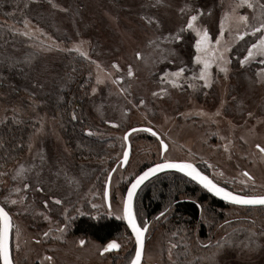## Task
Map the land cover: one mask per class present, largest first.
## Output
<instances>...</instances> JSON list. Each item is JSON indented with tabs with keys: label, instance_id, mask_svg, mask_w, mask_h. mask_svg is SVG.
<instances>
[{
	"label": "rangeland",
	"instance_id": "374dc122",
	"mask_svg": "<svg viewBox=\"0 0 264 264\" xmlns=\"http://www.w3.org/2000/svg\"><path fill=\"white\" fill-rule=\"evenodd\" d=\"M53 3L57 7H51L49 15L51 16V29L54 33H47L39 24L28 21L33 37L24 36L27 45L40 53V61L32 85L37 95L34 93L35 97L28 96L25 101L24 97L12 100L7 96L8 94L0 93V119L18 113L24 118L38 121V126L31 134L27 149L19 159L5 169L8 176L4 177V183L0 184L1 202H4L3 198L8 194L10 187L22 188L24 182L30 184L29 189L22 190L19 194L13 193L11 197L18 199L19 195L25 196L24 204L6 206L11 209L10 214L14 225L10 232L9 242L16 264H49L48 261L43 260L45 256L53 257L51 264H109L113 257L121 256L124 253L121 251L112 255V252L100 256L97 247L105 245L108 241L97 243L95 240L85 239L86 244L81 247L77 243L79 238L73 234H67L64 243L60 244L61 246L49 248L46 245V238L42 235V229L45 224L51 223V219L45 220L38 213L44 212L47 215V209L52 208L53 198L60 199L62 204L64 202L66 207L62 209L64 211L66 208L69 212L71 209L69 203L73 201L70 200L71 197L80 196L81 193L87 194V198L92 195L96 197L95 199L99 197L98 189L94 188L91 183L93 176L90 178V172L84 173L73 165L70 150L65 146L61 134H59L56 115L49 106L48 97L55 88L53 81L65 66L64 60L60 56L61 51L79 47L90 57L87 60L94 76L93 86L97 87V92L95 94L90 92L91 98L86 110L90 122L99 127L96 131L98 135L102 137L117 136L123 140L126 131L133 126L153 127L156 132L159 131L168 144V149L162 154V159L191 162L199 159L198 162H203L210 173H216L221 181L225 182L226 178L233 177L243 185H250L252 189L254 187L256 193L264 192V155L256 151L254 147L255 144L264 146V124L258 125L256 131H240L234 146L235 141L232 138L238 133V131L233 133L236 128L228 125L222 115L214 117L217 123L226 122V130L223 128L224 136L232 141L230 148L239 150L245 162L229 159L228 156L222 154L217 156L215 155L217 152L215 145L206 146L203 144L206 135L210 137V134H206L205 131L208 119L195 115L197 110L204 112L209 110L214 113L220 109V104L210 110L209 104L205 103L207 95L205 89L201 87L202 81H196V90L187 88L186 84L181 89H174L168 85V94L162 98L151 95L153 91L158 90V87H165L159 83V76L164 71H174L180 66L181 60L189 67L195 68L191 64V58L194 55L192 48L194 34L185 32L180 43L168 46L175 48L178 53L177 57H173L176 60V63L173 64L163 60L162 54L158 50L147 45V40L157 35L175 32L183 26L187 13L181 14L179 9L185 4H190L193 8H202L205 13L211 10V15L202 16L199 24L207 26L214 39L219 32L220 17L224 10L229 9L233 0H160L159 3L157 0H54ZM154 4L156 6L152 7ZM61 9H67V11ZM238 11L240 14H248L250 18L253 15L251 10L246 7ZM141 16L155 17L161 21V28L157 30L154 25L149 26L141 19ZM36 29L41 31L37 32ZM24 30L23 28L22 31ZM236 32L237 26L234 23L231 25L230 31L226 27L224 41L226 43L231 40L235 42ZM249 37L252 38V36ZM136 51H141L144 54V59H135ZM92 61L100 64L103 69V72L99 73L101 75L111 73L113 78L117 75L124 76L120 85L112 84L111 80H106L105 84L96 85L98 69L96 63H92ZM113 62L119 64V73L111 68ZM129 64L132 65L135 73L133 78L126 76ZM214 73L213 77L216 82H213V85L218 82V87L225 84V75L217 68ZM242 76L236 80L241 82L240 91L247 92L246 84L248 83L246 82L252 79L246 73H243ZM232 81L234 82V79ZM234 84L236 83L234 82ZM121 87L128 89L131 95L121 92ZM183 90L191 94L184 96ZM217 93L220 92L217 91ZM140 99L145 101L144 105H139ZM133 105H137V107H133ZM189 113L191 115H185ZM193 119L196 121L194 122ZM106 121H111L118 127H112L111 123H106ZM134 132L141 133L142 131ZM134 132L128 136L130 143L128 162L123 168L120 167V158L125 147L123 140L119 162L111 177L110 200L114 214H119L122 208L120 201L125 193L122 188L123 181L135 173L138 163L142 160L141 154L137 153V145L133 144L132 146L130 142ZM147 142L148 140L141 138L139 144L140 146L147 145ZM206 142L208 143V141ZM153 144L155 145L154 156L157 155L156 158H158L159 148H157V143ZM41 156L44 157L43 160L40 159ZM202 156H205L210 163H205L200 159ZM20 164L26 168L32 165L35 167L26 173V180L12 181L10 177ZM209 164L212 165L211 168L208 167ZM244 165L246 166L243 167ZM244 171L254 177V182L248 181L243 176ZM38 172L39 176H37ZM57 172L60 173L59 176L56 175ZM220 172H223V176L219 175ZM69 179L74 181L71 185L67 183ZM37 181L43 191L36 190ZM42 201H48L47 209L40 206ZM99 201L103 205L104 212L107 213L108 208L104 200L99 199ZM25 208L28 209L27 212L24 211ZM74 213L71 210L69 215ZM113 216L115 217V215ZM16 227L20 229L19 238L16 236ZM36 240H39L40 243H36ZM131 240L133 242L132 237ZM17 243L20 246L19 250L16 247ZM125 245V243L122 244V246ZM170 248L171 243L163 242L159 236L146 240L141 264H176L177 260L173 249H171V258H169ZM214 258H216L215 263L207 262L205 264H264V236L259 238L258 246L255 248L236 244L224 247L219 251V254L216 253Z\"/></svg>",
	"mask_w": 264,
	"mask_h": 264
},
{
	"label": "trees",
	"instance_id": "16d2710c",
	"mask_svg": "<svg viewBox=\"0 0 264 264\" xmlns=\"http://www.w3.org/2000/svg\"><path fill=\"white\" fill-rule=\"evenodd\" d=\"M51 7L48 0H0V93L8 94L12 100L24 97L26 101L28 96L37 95L32 85L40 61L39 51L28 46L24 36L12 29L22 31L27 19L39 24L45 32L54 33L49 15ZM60 53L65 66L53 81L55 88L49 94V106L56 115L59 134L70 150L73 165L84 173L90 172V178L93 176L91 183L99 191L97 199L94 195L87 198L85 193L70 198L73 201L69 203L71 209L68 215L71 210L75 213L69 215L73 219L65 220L67 234L97 243L115 239L121 248L112 255L121 251L124 253L113 257L109 264H128L134 250L130 233L123 220L104 212L99 201L103 200L108 173L118 165L123 140L117 136L98 135L96 131L99 127L89 120L86 108L94 76L88 60L74 50ZM73 112L76 120L71 118ZM0 121H3L0 123V140L3 141V147H0V165L3 167L0 171H5L27 149L38 121L18 113ZM86 129L94 135H87ZM141 138L148 140L147 145L140 146ZM130 142L132 146L137 145V153L141 154L142 160L135 173L123 181V190L136 173L157 160V155L154 156L155 136L144 131L134 132ZM0 204H3L1 200ZM92 204L100 207L93 209ZM65 205H51L49 211L55 214L53 220H57L54 222L64 221L61 213ZM133 207L138 222H149L147 240L159 236L163 242L177 244V248L173 249L176 264L215 263L217 242L223 248L236 244L255 248L259 238L264 236V208L220 201L177 171H164L146 181L137 191ZM165 207H170L166 216L154 219ZM76 209L84 215L78 214ZM123 243L126 245L122 246ZM204 244H210V247L204 248Z\"/></svg>",
	"mask_w": 264,
	"mask_h": 264
},
{
	"label": "snow or ice",
	"instance_id": "6c2138e0",
	"mask_svg": "<svg viewBox=\"0 0 264 264\" xmlns=\"http://www.w3.org/2000/svg\"><path fill=\"white\" fill-rule=\"evenodd\" d=\"M160 0H157L159 3ZM48 3L51 4L53 8H56L57 5L52 2V0H48ZM156 5H152L155 7ZM27 7V5H25ZM246 7L251 10L253 15L251 18L248 14H240L239 9ZM62 11H67V9H61ZM181 14L187 13L186 22L183 26L177 29L175 32H169L164 35H157L153 38H149L147 40V45L153 47L158 50L162 54L163 60H166L169 64L176 63V60L173 57H177L178 53L175 48L168 47L173 44L180 43L184 36L185 32H189L194 34V43L192 44V48L194 49V55L191 58V64L195 66V68L189 67V65L184 64V62L180 61V66L177 67L174 71H164L159 76V83L165 85V87H158L157 91H153L151 95L153 97L162 98L163 96L168 94L167 86L170 85L174 89L183 88L184 84L187 85V88L196 90L197 84L196 81H202V88L207 89L211 88L213 85V65L216 66L219 72L224 73L225 78H227V74L229 72V67L231 60L226 55L231 51L228 43L224 41V36L226 32V27L228 30H231V25L234 23L237 26V32L235 34V40H243L246 36H257L258 38L254 43H251L246 50V54L242 59L239 60V64L243 67L245 64L249 63L253 60H258V62L264 65V0H233V3L229 5V9L223 11L220 20H219V32L213 39L211 36L207 26L199 24L200 18L205 14L211 15V10L207 13L202 8L196 7L193 8L190 4H185L183 7L179 9ZM141 19L148 24L149 26H155L157 30L161 28V21L152 16H141ZM251 20V22H250ZM242 26V27H241ZM24 31H20L19 29H12V31L19 32L20 35L32 38L33 32L29 28V22L27 19L24 20ZM37 32L41 31L40 29H36ZM163 46V47H162ZM78 52L81 56L86 59H90L85 51H82L79 47L74 49H70ZM135 59L142 60L144 59V54L141 51H136L134 53ZM92 63H96L92 61ZM96 68L98 69V74L96 76V85L105 84L106 80H111V83L114 85H120V82L124 79V76L117 75L115 78L112 77L111 73H106L101 75L99 73L103 72L100 64L96 63ZM111 68L115 69L117 73L120 72V66L118 63L113 62L111 64ZM189 73H191L189 75ZM135 75L133 67L131 64L127 66L126 76L128 78H133ZM259 77L258 83L264 84V68L257 73ZM130 87V85H129ZM121 92L127 93L128 89L121 87ZM91 92L95 94L97 92V87L93 86L91 88ZM235 99V98H234ZM131 103V101H129ZM145 101L140 99L139 105H144ZM223 106V102H221V107ZM133 107H137V105H133ZM185 115H191L185 114ZM195 115L201 117H208L212 123H217L214 117L220 116V109H217L214 113H206L203 110H197ZM248 115L251 117L252 113L249 112ZM71 118L73 120L77 119L75 112L72 113ZM3 123V121H0ZM106 123H111L112 127H118L117 124L112 123L111 121H106ZM135 130V129H134ZM39 131V129H37ZM144 131L151 132L153 136H157V133L152 130V128H146ZM86 134L89 136L94 135L91 130L86 129ZM221 140H226L227 142L222 146L225 152L229 151V146L232 141L225 136L219 137ZM128 136L125 134L123 137L124 141H127ZM159 139V137H158ZM243 140V137H241ZM160 148L163 152H166L168 149V144L165 143L163 139H159ZM0 147H3V141L0 140ZM19 147V145H17ZM219 147V145H218ZM255 147L259 150V152L264 155V146L260 144H256ZM31 148V145H29ZM191 152V149H189ZM231 157L229 156V159ZM41 160L44 159L43 156L40 157ZM129 160V150L128 148H124L122 152V158L120 160V165L123 166ZM207 163V162H205ZM3 165H0L2 168ZM35 165L30 167H25L23 164H20L15 170L14 174L10 177L12 181H16L20 179L24 181L27 179L26 173L32 171ZM208 167H212V165H208ZM165 169H174L179 172L184 173L186 176L190 177L193 181L201 185L204 189H206L209 193H212L216 197H220L224 201L232 205L238 206H260L264 208V194H257L255 192V188L253 187L252 192H241L236 193L228 190L226 187H222L218 182L214 179L210 178L208 175H205L201 172L193 163L188 161H173L170 159H163V162L155 163L153 167H149L146 171H143L141 174L137 175L135 179L131 182L130 186L127 188L126 195L121 197V205L122 208L119 211V214H114L112 211V203L110 200V185H111V177L112 173L116 171L115 168L108 173L107 179L104 182L103 188V200L104 203L107 204V215L113 216L117 220H123L126 222L127 228L131 230V237L135 238V255L131 258L130 264H141L143 249H144V240L145 233L148 231L149 222L147 220H143L142 222H138L137 213L134 211L133 200L136 194V190L144 183L150 176L154 175ZM40 173H37L39 176ZM57 176L60 175L59 172L56 173ZM66 175V174H65ZM220 176H223V172L219 173ZM8 176V173L5 171H0V184L4 183L3 178ZM243 176L247 178L248 181L254 182V177L251 176L247 171L243 172ZM74 181L69 179L67 183L71 185ZM78 183V181H75ZM30 184L24 182L22 184V188L18 186H12L8 189V194L3 198V204H0V264H16V261L11 253L10 249V232L13 230V221L12 215L10 214L11 209L7 208V205L15 206L17 204H24L25 196L19 195L18 199H13L12 194H19L22 190L29 189ZM37 191H43V188L39 186V181H37ZM53 203L56 205L62 204L60 199L53 198ZM44 208H48V201L43 202ZM100 206L97 204H92L93 209H98ZM25 212L28 211L27 208L24 209ZM75 211L80 215H84L83 212H80L79 209ZM170 211V207H165L163 211L159 213L158 216L154 217V219L159 220L161 217H165L166 214ZM39 215L43 216L45 220H50V217L46 215L44 212H39ZM64 219L66 221L73 219L69 217L68 210L65 208L62 213ZM227 223V221H225ZM255 223V221H253ZM68 225H64L58 227L56 229L59 233H64L67 229ZM49 231L43 233L44 237H48ZM16 236L19 238L20 229L16 227L15 229ZM173 236L176 235L175 232L172 233ZM130 237V238H131ZM56 239H62L61 236L55 237ZM36 243H40L39 240L35 241ZM79 246L83 247L86 244L85 239H79L77 241ZM204 248L210 247V244L202 245ZM17 250H19V243H17ZM121 248V244L117 242V240L112 239L108 241L103 246H98L97 251L100 256H104L105 253H110L112 251H117ZM177 248V244H171V248L169 250V258H171V249ZM218 253L219 250L223 249V245L217 242ZM43 260L48 261L51 264L53 257L45 256Z\"/></svg>",
	"mask_w": 264,
	"mask_h": 264
},
{
	"label": "flooded vegetation",
	"instance_id": "af4514ba",
	"mask_svg": "<svg viewBox=\"0 0 264 264\" xmlns=\"http://www.w3.org/2000/svg\"><path fill=\"white\" fill-rule=\"evenodd\" d=\"M257 38H258L257 36L256 37L252 36V38H250L249 36H246V38L243 40H236L235 42H233V40L228 41L227 43L229 44L231 51L229 53H227L226 55L230 58L231 63H230V65H228L229 72L227 74L226 82H225V84L223 83V85H221L220 87H218V83H219L218 82L215 85H213L211 88L205 89V94L207 95L205 97V100H206L205 103L209 104L210 110H213L216 106H218L220 104L219 108H220L221 115L223 117H225L224 119L227 121L228 125H231V127L236 128L235 131H233V133L238 131L237 135H234L232 138L233 141H235L234 146H235V144L239 138V132L240 131H256V128L258 127V125L264 124V84L257 82L259 79V77L257 76V73L260 72V70L262 68H264V65L260 64L258 62V60L250 61L249 63L245 64L243 67H241L239 64V60L242 59L243 56L246 54L247 47L251 43H254ZM249 40H251V41H249ZM215 68H216V66H214L212 68L213 73L215 71ZM243 73H246L248 76H251V79H252L251 81L247 80V82H246V83H248V84H246L247 85V88H246L247 92L240 91L241 82L236 80V79L242 78ZM231 76H233L234 78ZM214 77H215V73H214ZM233 79H234V82L236 84H234V82L232 81ZM213 81L216 82V79L214 78ZM217 91H219L220 93L218 94ZM182 93L184 96L186 94H188V95L191 94L190 92H188L186 90H183ZM186 97H188V96H186ZM195 97H197V96H195ZM199 100H200V98H199ZM221 102H223L222 107H221ZM205 112L209 113V114L212 113L209 110H207ZM249 112L252 113L251 117L248 115ZM204 118L208 119V117H204ZM193 120H194V122L196 121V119H193ZM215 120H216V118H215ZM206 121L208 122V125L205 127L206 128L205 131H206V134L207 133L210 134V137H207V135H206V138H205L203 144L206 146L215 145L217 147V152L215 155H217V156L222 154L223 156H228V157L230 156L231 159H235L238 161L242 160L243 162H245V159H243L239 150H237V149L235 150L233 147L230 148V146H229V151L225 152L223 147H222L226 143L225 142L226 140H221L219 137L224 136L223 128H224V130H226V126H227L226 122H224V123H219V122L218 123H212V121L209 119ZM137 126L150 127L147 125H137ZM150 128H152V130L156 132V130L153 127H150ZM136 131H142V129L136 130ZM144 132H147V131H144ZM156 133H157V136H155L156 137V143H157V148H159V154H158L157 160L159 158L160 159L158 161L150 163L149 165H151L153 163H157L159 161H163L162 154L164 152L160 148V144H159V139H163V138H162V135L159 133V131H157ZM158 137H159V139H158ZM206 141H208V143ZM165 143H166V141H165ZM218 145H219V147H218ZM255 145H254V147H255ZM255 149H256V151H259L256 147H255ZM231 151L234 153H232ZM236 153H238V154H236ZM200 159H202L205 162L210 163L209 160H206L205 156L200 157ZM198 160L199 159H197L196 161H194L192 163H194L195 166H197L203 173H205L210 178H212L216 182H218L222 187H226L228 190L236 192V193H241V192L251 193L252 192L250 190V188H251L250 185H243L240 182H237V180L233 177L226 178L225 182H224V180L221 181L218 178V175L216 173L213 172V174H211L210 171L207 169V166L204 165L203 162H198ZM188 162H191V161H188ZM245 166L246 165H244L243 167H245ZM133 177H132V179H133ZM190 181H192V180H190ZM128 184H127V186H128ZM127 186H126V188H127ZM126 188H125V190H126ZM257 194H264V192L263 193H257ZM43 202L44 201L40 202V206L44 208ZM60 205H65V203L63 202V204H60ZM63 207H66V205ZM47 210H48L47 215L49 217H51L50 218L51 223L49 225L45 224V227L42 230H43V233L46 231H49V229H51V231L49 232L48 237H45L46 241H47L46 245L49 248L59 247V246H61L60 244L64 243V241L66 240L68 230L66 229V231L61 234V233L57 232L56 229L58 227L66 225V222H65V219L63 222L62 221L61 222L60 221L54 222V221H57V220H53V216L55 214L51 213V211H49V209H47ZM63 212L64 211L62 209V213ZM57 236H61L62 239H56L55 237H57ZM130 236H131V234H130ZM75 237H77L79 239H85V238H82L79 236H75ZM79 239H77V241ZM146 240H147V232H146ZM133 243H134V240H133ZM134 251H135V246H134ZM112 252L115 253L116 251H112ZM112 252H110V254Z\"/></svg>",
	"mask_w": 264,
	"mask_h": 264
},
{
	"label": "water",
	"instance_id": "95a60500",
	"mask_svg": "<svg viewBox=\"0 0 264 264\" xmlns=\"http://www.w3.org/2000/svg\"><path fill=\"white\" fill-rule=\"evenodd\" d=\"M146 128H149V127H144V126H133V127H131V128H129L127 131H126V133L125 134H127V136H129L132 132H134V131H136V130H141L142 129V131L144 130V129H146ZM135 129V130H134ZM148 132V131H147ZM150 134H152L151 132H149ZM125 136V135H124ZM125 143V148H128V150H129V154H130V143H129V141H128V139H127V141H124ZM163 151V150H162ZM121 158H122V156H121ZM121 158H120V160H121ZM160 162H163V161H159V162H157V163H160ZM192 163V162H191ZM154 164L155 163H153V164H151V165H149V166H147V167H145L143 170H141L139 173H137L134 177H133V179H131V181L129 182V184H128V186H127V188L130 186V184H131V182L135 179V177L137 176V175H139V174H141L143 171H146L149 167H153L154 166ZM194 164V163H193ZM126 164H124L123 166H121L120 165V167L121 168H123L124 166H125ZM195 165V164H194ZM197 167V166H196ZM198 168V167H197ZM199 169V168H198ZM200 170V169H199ZM164 171H177V170H174V169H165V170H162V171H160V172H158V173H155L154 175H152V176H150L149 177V179H151L153 176H155V175H157V174H159V173H161V172H164ZM201 171V170H200ZM111 172V171H110ZM177 172H179V171H177ZM202 172V171H201ZM179 173H181V174H183L184 176H186L184 173H182V172H179ZM205 174V173H204ZM206 175V174H205ZM108 176V175H107ZM188 179H190V180H192L190 177H188V176H186ZM149 179H147L146 181H148ZM146 181H144V183L146 182ZM193 181V180H192ZM193 182H195V181H193ZM143 183V184H144ZM196 183V182H195ZM143 184H141V186L143 185ZM196 184H198V183H196ZM199 185V184H198ZM140 186V187H141ZM200 187H202L201 185H199ZM140 187L136 190V193H137V191L140 189ZM127 188H126V190H125V193H123L124 195H126V191H127ZM203 188V187H202ZM204 189V188H203ZM207 193H209L206 189H204ZM210 195H212L213 197H216V196H214L212 193H209ZM136 195V194H135ZM134 198H135V196H134ZM216 198H218V199H220V201L222 200L223 202H226V201H224L223 199H221L220 197H216ZM133 203H134V200H133ZM227 203V202H226ZM107 205V204H106ZM250 207H252V206H250ZM255 207H259V206H255ZM124 223H125V225H126V222L124 221ZM126 227H127V225H126ZM128 229V228H127ZM128 231H129V233L131 234V230L130 229H128ZM133 238V240H134V246H135V238L134 237H132ZM145 241H146V233H145V240H144V246H145ZM134 255H135V251H134ZM133 255V256H134ZM143 255H144V249H143ZM143 255H142V261H143ZM142 261H141V263H142ZM130 264V263H129Z\"/></svg>",
	"mask_w": 264,
	"mask_h": 264
}]
</instances>
